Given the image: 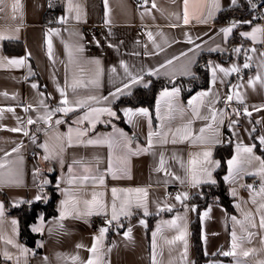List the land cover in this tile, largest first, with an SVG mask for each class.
Wrapping results in <instances>:
<instances>
[{
  "label": "crops",
  "instance_id": "obj_1",
  "mask_svg": "<svg viewBox=\"0 0 264 264\" xmlns=\"http://www.w3.org/2000/svg\"><path fill=\"white\" fill-rule=\"evenodd\" d=\"M241 3L188 0L185 23L184 0H0V36L6 37L0 39V190L13 203L45 197L49 188L59 194L57 214H41L31 225L40 228L34 232L42 235L41 252L22 240L19 218L6 212L0 198L1 264H195L197 205L191 198L207 184L202 168L217 181L221 161L215 151L230 139L224 180L235 212L218 202L201 210L203 250L212 257L205 264H264V32H255V40L241 35L264 24L237 25L225 37L221 29L232 24L218 20L221 11ZM52 5L60 8V25H49ZM84 25L97 29L85 31ZM21 59L23 64L10 63ZM199 64L208 68L209 85L187 99L175 85L159 90L153 114L145 106L117 109L119 99L148 86L150 77H192ZM233 66L239 71H219ZM174 89L179 92L172 94ZM234 102L244 105L245 116ZM57 107L73 110L65 114ZM93 108H110L116 116L92 113L77 122ZM253 145L251 154L237 153L238 146ZM205 151L219 166L205 162ZM237 156L239 168L230 174L228 161ZM194 172L202 181L196 186ZM253 179L258 190L249 185ZM169 187L179 189V200L167 198ZM113 188L118 219L101 227L92 219H112ZM127 189L144 191H122ZM101 228H107L102 236Z\"/></svg>",
  "mask_w": 264,
  "mask_h": 264
},
{
  "label": "trees",
  "instance_id": "obj_2",
  "mask_svg": "<svg viewBox=\"0 0 264 264\" xmlns=\"http://www.w3.org/2000/svg\"><path fill=\"white\" fill-rule=\"evenodd\" d=\"M56 10H60L57 6ZM247 12V7L242 0V3L238 6L226 8L221 11L218 20L225 21L228 18H234L236 16H241ZM9 43L5 44V48L9 50ZM206 57L203 55L202 58ZM209 71L208 68L198 65L197 75L188 78H178L175 80H168L162 77H150V84L146 87L139 86L134 89V91L122 97L116 102V107L119 109L123 105L128 106H145L150 109L152 114L154 113V105L156 95L159 90L165 87H172L175 85H180L183 90V96L187 99L191 94L200 88H205L209 85ZM120 123L128 127L123 118L120 117ZM234 141L230 139L228 142L221 146H218L215 155L220 159L221 164L216 172L217 181L213 183H207L202 186V193L192 196L191 202L197 205V216L192 223L193 238L196 250V261L195 264H205L212 257L206 256L203 250V242L201 236V221L200 212L211 202H218L225 206L227 211L230 213L235 212L233 205V198L229 193L228 187L224 180V174L227 169V160L233 153ZM55 176H53V181ZM47 199L41 196L40 200H26L20 203L11 202L6 196L5 192L0 190V198L3 199L5 203L6 212L9 215H14L19 218L20 221V232L22 240L29 245L31 248L35 249L36 252H41L42 247L38 245L39 240L42 235L36 233L32 230L31 225L37 221L38 217L42 214L44 218L48 219L55 216L58 212L57 201L59 194L56 192L55 188H49ZM153 218H151V223ZM216 258V257H214ZM3 259L0 256V264Z\"/></svg>",
  "mask_w": 264,
  "mask_h": 264
},
{
  "label": "snow or ice",
  "instance_id": "obj_3",
  "mask_svg": "<svg viewBox=\"0 0 264 264\" xmlns=\"http://www.w3.org/2000/svg\"><path fill=\"white\" fill-rule=\"evenodd\" d=\"M232 3L235 4L236 3V0H232ZM215 6L218 8L219 7L218 3H216ZM184 8H185L184 22L185 23H188V15H187V12H188V0H184ZM236 26H237L236 23L233 22L231 26H229L227 28H224V29H221V31L224 33V36L227 37L232 32L233 28L236 27ZM255 32H264V29H254L253 30V33H241V35L242 36H245V37L251 36L252 39L255 40V35H254ZM149 37L151 38V34H149ZM5 38L6 37H4V36H0V39H5ZM235 51L239 52L240 49H235ZM23 62L24 61L22 59L21 60H12V61H10V63H13V64H23ZM169 63H171V61H169ZM244 67L247 68V67H249V65L247 63H245L244 64ZM114 70L115 69H113V71ZM219 71L222 72V73H224L225 75H228L230 71L231 72H238L239 69L237 67L233 66V68L230 69V70L224 69V68H219ZM215 72H216V68H213V82H215ZM257 79H259V78L257 77ZM132 82L133 83H136L137 82V78L136 77H133L132 78ZM32 87L35 88V87H37V85L36 84H33ZM74 87H75V85H74ZM128 87H129L128 84H125L124 85V88H128ZM120 91H122V90L121 89H117V92H120ZM178 92H179V89H174L172 94H175V93H178ZM61 95L62 96L64 95L63 91H61ZM112 95H115V93H113ZM163 95H169V93L168 92H165V93H163ZM231 98H232L231 96L228 97L229 100H231ZM90 99H95V97H90ZM67 103H68L67 99H63L61 101V104H65L66 105ZM77 103H78V105H82L84 102L83 101H78ZM190 104H191V102H190ZM72 110L73 109L68 108V107H57L56 109H54L55 112H63L65 114L68 113L69 111H72ZM92 113H96V114L107 113L108 116H110V117L116 116V113L114 111H112L110 108H93V109L90 110V113L89 114H87V115L79 118V120L77 122L79 123V122H82L83 120L89 119V115H91ZM131 114H132V112H131L130 109L125 111V115L130 116ZM139 114H142V115H145V116L148 115L147 110H145V109L139 110ZM50 115H51V113H49V116ZM41 119H43V117H41ZM97 119H98V115H97ZM213 119H215V115L213 116ZM59 122L60 121H57V123H59ZM28 123L29 124L33 123V121L31 120V118H29ZM94 126H95V124L93 123V127ZM16 130H18V129H13V131H16ZM200 131H201V133H203L205 131V129L202 128ZM150 136H151V133H150ZM97 142H99V141H97ZM216 142H219V141H216ZM89 143H92V141H89ZM260 144L262 146H264V137H260ZM109 146L110 147L112 146V143L111 142H109ZM45 147H46V145H45ZM253 147H255V145H253L252 147H243V148H241L240 146H238L237 147V153L239 154L240 151H243L244 153L251 154L253 152ZM203 155L205 157V162L207 164H210L211 165V164L215 163V166H219V161L212 162L211 160L208 159L211 156V152L210 151H205L203 153ZM45 159H47V157H45ZM256 159H260V158L259 157H256ZM260 162H261V166H262L261 167V171L264 172V160H261ZM161 163L163 164V160H161ZM192 163L195 164L196 162L193 161ZM239 164H240V161H239L238 156L237 157H233V159H231V160L228 161V165H229V169H230V174H231L232 171L238 170ZM201 171L207 177V179L203 181L204 183H213V184L215 183V180H213L211 178V175L212 174H211V170L209 168H206V167L205 168H202ZM226 179H227V177H226ZM192 182H193V186H196L197 184H199V183L202 182V181H200V180H198L196 178L195 172L193 173V181ZM101 183H103L102 180H101ZM117 191L118 190L115 189V188L112 189V195H113L112 219L109 220V221H107L108 224H111L112 221L118 219V214H117V209H116V203H115L116 196H117ZM122 191H127V192L135 191V192L139 193V192H142L144 190L143 189H127V190H122ZM261 191L264 192V188H262ZM233 194H235V193L233 192ZM183 197H184V199H187V193H183ZM180 198H181V196H180V194H178L177 195V199L179 200ZM40 199H41V197L38 195L36 197V200H40ZM93 199H95V196H94ZM2 207L3 206L0 205V213H2ZM123 207L124 206L122 204L121 205V211H123ZM260 207L261 208H264V204H262ZM193 210H195V209H193ZM89 214H91V213H89ZM145 214H147V209L146 208H145ZM233 219L235 220V218H233ZM141 223H143V221H141ZM171 223L174 225L175 224V221H172ZM13 224H15V221H13ZM260 225H261V227H264V216L261 217ZM39 230H40L39 227L33 229V231H39ZM106 231H107V228H101V230H100L101 236ZM154 236H155V233H154ZM232 238H233L232 248H233V250H235V248L237 247V245H236V234H235V232H233ZM176 239H183V236L181 235V236L177 237ZM8 243H12V241L9 240ZM169 243H172V241H169ZM185 247H187L186 244H185ZM95 250L96 249H95V245H94L93 248L90 251L95 252ZM223 255H226V256H228V255H234V251L225 252V253H223ZM244 255L247 256L248 253L245 252ZM5 256H7V253H5ZM88 264H93V262L91 260H89Z\"/></svg>",
  "mask_w": 264,
  "mask_h": 264
},
{
  "label": "built area",
  "instance_id": "obj_4",
  "mask_svg": "<svg viewBox=\"0 0 264 264\" xmlns=\"http://www.w3.org/2000/svg\"><path fill=\"white\" fill-rule=\"evenodd\" d=\"M137 5H148L151 3V0H135ZM247 7V12L245 14H242L241 16H236L234 18H228L225 20L228 23L235 22L236 25H241L244 23H260L264 24V0H243ZM49 11H51V14L53 16L52 22H50L49 25H60L61 22L59 21V11L55 10L53 5L49 6ZM248 16V21L245 19ZM97 26L93 25H84L83 30L85 31H92L96 30ZM264 104V103H263ZM233 106L236 110V112L240 116L246 115V110L244 108V105L240 102H234ZM264 149V146H262ZM37 155V150H34L31 152V156L35 157ZM249 185L253 187L254 190H258L260 187V182L258 180H250ZM179 194V189L177 187H169L167 189L166 196L167 198H175ZM94 222H98L101 227H109V224L107 221L103 218L99 217H93L92 219Z\"/></svg>",
  "mask_w": 264,
  "mask_h": 264
},
{
  "label": "rangeland",
  "instance_id": "obj_5",
  "mask_svg": "<svg viewBox=\"0 0 264 264\" xmlns=\"http://www.w3.org/2000/svg\"><path fill=\"white\" fill-rule=\"evenodd\" d=\"M48 195H50V192L48 193ZM48 195L47 194L45 195V199H47Z\"/></svg>",
  "mask_w": 264,
  "mask_h": 264
},
{
  "label": "water",
  "instance_id": "obj_6",
  "mask_svg": "<svg viewBox=\"0 0 264 264\" xmlns=\"http://www.w3.org/2000/svg\"><path fill=\"white\" fill-rule=\"evenodd\" d=\"M133 137H135V135H133Z\"/></svg>",
  "mask_w": 264,
  "mask_h": 264
}]
</instances>
